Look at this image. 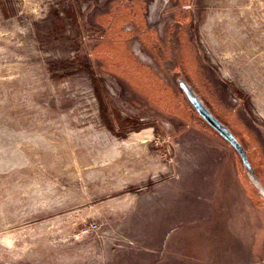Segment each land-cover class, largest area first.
Returning <instances> with one entry per match:
<instances>
[{"label": "rangeland", "instance_id": "rangeland-1", "mask_svg": "<svg viewBox=\"0 0 264 264\" xmlns=\"http://www.w3.org/2000/svg\"><path fill=\"white\" fill-rule=\"evenodd\" d=\"M0 264H264V0H0Z\"/></svg>", "mask_w": 264, "mask_h": 264}, {"label": "water", "instance_id": "water-1", "mask_svg": "<svg viewBox=\"0 0 264 264\" xmlns=\"http://www.w3.org/2000/svg\"><path fill=\"white\" fill-rule=\"evenodd\" d=\"M182 89L192 102L194 108L198 112V114L226 141H228L231 146L236 150V152L241 157L246 169L252 175L255 174L254 168L250 163L246 149L242 145V143L238 140V138L231 132V130L222 123L211 110L206 106V104L199 98V96L193 91V89L188 86V84L184 81L181 82Z\"/></svg>", "mask_w": 264, "mask_h": 264}, {"label": "flooded vegetation", "instance_id": "flooded-vegetation-1", "mask_svg": "<svg viewBox=\"0 0 264 264\" xmlns=\"http://www.w3.org/2000/svg\"><path fill=\"white\" fill-rule=\"evenodd\" d=\"M182 81H184L183 79H179V84H180V87H182V85H181V82ZM185 82V81H184ZM187 98H188V96H187ZM188 100H189V102L191 103V105L193 106V104H192V102L190 101V99L188 98ZM194 107V106H193ZM196 110V109H195ZM214 115V114H213Z\"/></svg>", "mask_w": 264, "mask_h": 264}]
</instances>
